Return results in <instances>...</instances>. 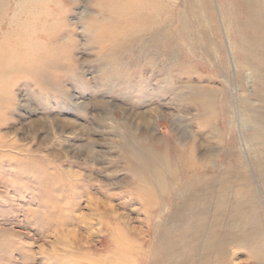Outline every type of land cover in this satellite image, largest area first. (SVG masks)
<instances>
[{
	"label": "rangeland",
	"instance_id": "374dc122",
	"mask_svg": "<svg viewBox=\"0 0 264 264\" xmlns=\"http://www.w3.org/2000/svg\"><path fill=\"white\" fill-rule=\"evenodd\" d=\"M10 1L0 264H264V0ZM147 145L202 165L148 198Z\"/></svg>",
	"mask_w": 264,
	"mask_h": 264
},
{
	"label": "bare ground",
	"instance_id": "6f19581e",
	"mask_svg": "<svg viewBox=\"0 0 264 264\" xmlns=\"http://www.w3.org/2000/svg\"><path fill=\"white\" fill-rule=\"evenodd\" d=\"M8 1V2H7ZM99 1V0H97ZM101 1V0H100ZM6 2L13 4L10 0H0V12L2 10H6ZM33 2V1H32ZM31 3V2H30ZM40 3V2H39ZM7 4V5H8ZM129 4V3H128ZM106 6V5H105ZM137 6V5H136ZM16 8V7H15ZM104 8V7H103ZM107 8V7H106ZM129 8V7H128ZM132 8V7H131ZM44 9V8H43ZM42 9V10H43ZM112 9V7H111ZM109 9V10H111ZM13 11L15 9H12ZM130 11V10H129ZM16 12V11H14ZM131 13V12H130ZM134 13V12H133ZM124 14V13H122ZM129 14V13H128ZM139 15V14H138ZM122 16V15H121ZM144 17V16H143ZM142 17V18H143ZM20 19V18H19ZM130 19V18H129ZM43 20V19H42ZM118 20V19H117ZM122 20V19H120ZM141 20V19H140ZM1 21V19H0ZM27 21V20H25ZM23 21V22H25ZM97 21V20H96ZM105 21V20H104ZM101 21V25H102ZM119 22V21H118ZM130 22V21H129ZM35 23V22H34ZM33 23V24H34ZM126 23V22H125ZM135 22H133L134 24ZM26 24V23H25ZM44 24V23H43ZM108 24V23H107ZM120 24V23H119ZM136 24V23H135ZM27 25V24H26ZM98 25V24H97ZM128 25V24H126ZM131 25V24H130ZM128 25V27L130 26ZM137 25V24H136ZM20 26V25H18ZM43 26V25H42ZM52 26V25H51ZM124 26V25H123ZM103 27V26H102ZM106 27V26H104ZM103 27V28H104ZM131 27V26H130ZM126 28V27H125ZM15 29V28H14ZM24 29V28H23ZM129 29V28H128ZM25 30V29H24ZM124 30V29H123ZM122 30V31H123ZM138 31V30H134ZM133 31V32H134ZM9 32V31H7ZM11 33V32H10ZM14 33V32H13ZM29 33V32H28ZM113 33V32H112ZM43 33L40 31L32 30L30 32V36H40ZM125 34V33H124ZM121 34V35H124ZM27 35V36H29ZM128 35V34H127ZM130 35V34H129ZM41 37V36H40ZM51 37V36H50ZM115 37H117L115 35ZM109 40V39H108ZM107 40V41H108ZM116 41V40H115ZM128 43V42H127ZM31 44V43H30ZM102 44V43H101ZM104 44H102L103 46ZM109 45V44H108ZM103 48V47H101ZM31 69V68H30ZM1 74V73H0ZM2 75V74H1ZM2 77H0L1 79ZM249 80V78H248ZM5 82V81H3ZM237 94V93H236ZM144 147V146H143ZM178 155L183 156V158L178 157ZM193 160V164L190 165L189 161ZM191 162V161H190ZM131 169L136 175V180L138 183V189L144 193V195L148 196V198H153L155 195L157 196L160 192L163 194L166 189H168V185L174 183L178 180L179 174L183 175L185 173L191 172L193 167H197V160L193 157V151L189 153L188 156H185L184 153L180 151L177 147H165L164 149H160V147H154L152 145H147V147L142 149L140 147L139 152H135L133 155V159H131ZM174 165L176 172H171L168 170L169 166ZM193 165V166H192ZM193 171V170H192ZM140 193V192H139ZM158 197V196H157ZM153 201V200H152ZM113 224V223H112ZM120 224V223H119ZM110 226V225H109ZM123 226V225H122ZM115 229L120 232V225L114 223L111 229ZM123 228V227H122ZM113 229V230H114ZM123 230V229H122ZM124 231V230H123ZM122 232V231H121ZM112 233V232H110ZM111 235V234H110ZM126 235V234H125ZM105 236V235H104ZM112 236V235H111ZM128 236V235H127ZM126 236V237H127ZM129 237V236H128ZM126 239H129V238ZM103 241V240H102ZM128 242V241H127ZM101 243V242H100ZM122 243L119 242V247Z\"/></svg>",
	"mask_w": 264,
	"mask_h": 264
}]
</instances>
